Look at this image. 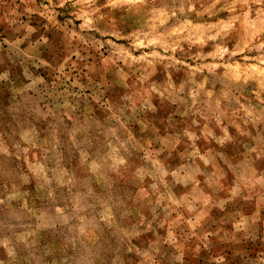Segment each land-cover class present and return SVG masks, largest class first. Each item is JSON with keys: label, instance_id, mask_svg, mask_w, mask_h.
I'll return each mask as SVG.
<instances>
[{"label": "rangeland", "instance_id": "1", "mask_svg": "<svg viewBox=\"0 0 264 264\" xmlns=\"http://www.w3.org/2000/svg\"><path fill=\"white\" fill-rule=\"evenodd\" d=\"M0 264H264V0H0Z\"/></svg>", "mask_w": 264, "mask_h": 264}]
</instances>
